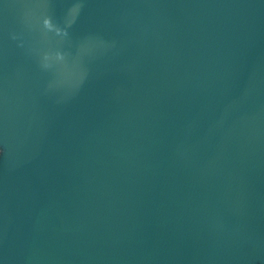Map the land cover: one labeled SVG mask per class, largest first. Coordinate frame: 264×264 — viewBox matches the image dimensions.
Listing matches in <instances>:
<instances>
[{
  "label": "water",
  "instance_id": "obj_1",
  "mask_svg": "<svg viewBox=\"0 0 264 264\" xmlns=\"http://www.w3.org/2000/svg\"><path fill=\"white\" fill-rule=\"evenodd\" d=\"M0 264H264V0H0Z\"/></svg>",
  "mask_w": 264,
  "mask_h": 264
}]
</instances>
